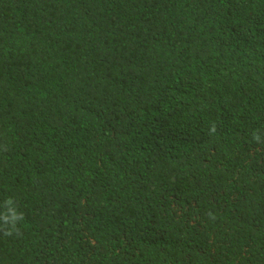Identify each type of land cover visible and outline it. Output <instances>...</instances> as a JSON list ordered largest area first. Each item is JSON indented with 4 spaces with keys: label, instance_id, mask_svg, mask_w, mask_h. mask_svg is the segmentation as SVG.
I'll list each match as a JSON object with an SVG mask.
<instances>
[{
    "label": "trees",
    "instance_id": "16d2710c",
    "mask_svg": "<svg viewBox=\"0 0 264 264\" xmlns=\"http://www.w3.org/2000/svg\"><path fill=\"white\" fill-rule=\"evenodd\" d=\"M254 131L264 0H0V264H264Z\"/></svg>",
    "mask_w": 264,
    "mask_h": 264
},
{
    "label": "clouds",
    "instance_id": "9594fccd",
    "mask_svg": "<svg viewBox=\"0 0 264 264\" xmlns=\"http://www.w3.org/2000/svg\"><path fill=\"white\" fill-rule=\"evenodd\" d=\"M216 125L213 123L209 129V134H214ZM252 139L257 144L264 143L260 132L254 131ZM24 220L23 212L19 211L14 197H6L0 202V232L4 236H11L19 234L20 229L18 225Z\"/></svg>",
    "mask_w": 264,
    "mask_h": 264
}]
</instances>
